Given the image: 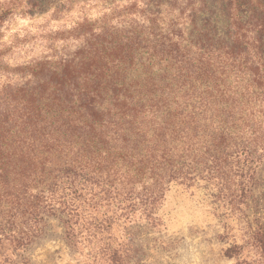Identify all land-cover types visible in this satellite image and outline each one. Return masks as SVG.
Wrapping results in <instances>:
<instances>
[{
    "label": "trees",
    "instance_id": "obj_1",
    "mask_svg": "<svg viewBox=\"0 0 264 264\" xmlns=\"http://www.w3.org/2000/svg\"><path fill=\"white\" fill-rule=\"evenodd\" d=\"M46 1L0 0V22ZM120 1L50 31L32 78L0 95V243L19 249L58 209L71 222L77 197L113 192L117 176L128 193L143 179L161 195L254 186L264 0Z\"/></svg>",
    "mask_w": 264,
    "mask_h": 264
},
{
    "label": "rangeland",
    "instance_id": "obj_2",
    "mask_svg": "<svg viewBox=\"0 0 264 264\" xmlns=\"http://www.w3.org/2000/svg\"><path fill=\"white\" fill-rule=\"evenodd\" d=\"M118 1L47 0L32 16L16 7L0 22V95L32 78L50 31L96 18ZM128 180L117 176L113 192L77 197L71 222L59 209L44 217L30 227L40 233L19 249L0 243V264H264V163L254 186L235 199L205 180L170 182L163 195L144 179L128 193Z\"/></svg>",
    "mask_w": 264,
    "mask_h": 264
}]
</instances>
